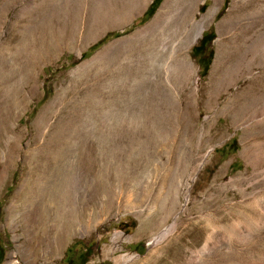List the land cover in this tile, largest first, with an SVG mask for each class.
Segmentation results:
<instances>
[{
	"label": "rangeland",
	"instance_id": "1",
	"mask_svg": "<svg viewBox=\"0 0 264 264\" xmlns=\"http://www.w3.org/2000/svg\"><path fill=\"white\" fill-rule=\"evenodd\" d=\"M144 1L0 0V264H264V67L215 42L224 0L198 73H142Z\"/></svg>",
	"mask_w": 264,
	"mask_h": 264
},
{
	"label": "bare ground",
	"instance_id": "2",
	"mask_svg": "<svg viewBox=\"0 0 264 264\" xmlns=\"http://www.w3.org/2000/svg\"><path fill=\"white\" fill-rule=\"evenodd\" d=\"M152 1L153 0L144 1L143 4L141 5L140 11H144L149 5V3ZM206 2L207 0H163L157 12L153 16V18L146 25H144L143 27L139 28L136 32H134L136 33L135 38L136 36L137 39L148 36L150 40L152 39L154 40L153 44H155V46L153 47L154 52H152L151 50V54L148 56V59L144 61L145 58H143V62L141 61L138 65L142 73L152 74V73H157L158 71L164 73V78H165L164 83H167V81H169V79L171 78V77L169 78V76L172 73H180V74L183 73V76L185 78L192 77L195 73H198L200 66L196 62V60L192 58L190 53L191 48L194 47L193 45H195L200 41L204 31L208 29L212 23H214L217 13L224 4V0H213V4H211L207 9L202 10L201 7ZM225 17H226L225 18L226 21L223 22L220 21L216 23L219 27L218 28L219 37L215 42L222 43L223 40L227 42L229 44V46L227 45L228 54L231 55L232 53L233 54L236 53L238 60L243 59L241 57L245 56L246 61L240 67L237 66L236 73L238 74L236 75L241 77L243 76L242 74H248V76L250 75L252 77V75L253 76L256 75L254 72L256 68L259 69L260 67H264V0H232L228 7ZM131 36L133 37V35ZM150 40L148 39L149 42ZM223 45H219V47L222 48ZM112 47L113 48L118 47L116 46V42H112L107 46V48H112ZM219 47L217 48L218 52L212 63L211 75L216 73V71L220 67V63L222 60V55L219 52ZM224 48H226V46ZM81 52H82L81 49H78V51L76 50V56L77 57L80 56ZM162 52L167 53V55L163 54ZM160 53L168 56L166 61L164 60H163L164 62L159 61L158 56L160 55ZM163 55L162 56L160 55V57H162L161 60L163 59ZM166 56L164 58H166ZM233 57L235 56L233 55ZM92 63H94V61ZM151 80L152 81L154 80L156 83H160L161 81L160 79H158V77L155 78V76H153ZM17 253L18 252L16 250L8 251L3 264L34 263L31 262L30 259H26V260L23 259L24 262L20 263L17 258Z\"/></svg>",
	"mask_w": 264,
	"mask_h": 264
}]
</instances>
